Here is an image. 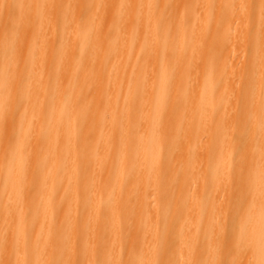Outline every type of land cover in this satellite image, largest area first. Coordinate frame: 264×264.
<instances>
[{
  "label": "bare ground",
  "instance_id": "obj_1",
  "mask_svg": "<svg viewBox=\"0 0 264 264\" xmlns=\"http://www.w3.org/2000/svg\"><path fill=\"white\" fill-rule=\"evenodd\" d=\"M0 264H264V0H0Z\"/></svg>",
  "mask_w": 264,
  "mask_h": 264
},
{
  "label": "rangeland",
  "instance_id": "obj_2",
  "mask_svg": "<svg viewBox=\"0 0 264 264\" xmlns=\"http://www.w3.org/2000/svg\"><path fill=\"white\" fill-rule=\"evenodd\" d=\"M217 30L219 32L220 29H217ZM185 94H186V88L185 87L184 88L183 87H178V89H177V96L178 97H180V96L183 97ZM165 97H166V99H169L170 96H169V94H167ZM140 100H141L140 96H136L133 101H134L135 104H137ZM178 103H179V101H178ZM179 105H180V103H179ZM240 108H243V106L240 107ZM184 126H185V124L182 121H179V122L177 121L176 124H175V128L176 129H182V128H184ZM170 137H171V134H170ZM170 137H169V134H168L165 138L162 139L163 140V145H161L162 147L168 148V147L174 146L175 149H178L179 146L183 145V138L181 136L178 137V138L177 137L176 138H170ZM255 141H256V143H258L259 142V138H256ZM237 142H238L239 146H243V144H245L247 142V137L246 136L239 137L238 140H237ZM187 149H188L189 154H194L196 152V150H197V144L196 143L195 144L194 143H189L188 146H187ZM232 157L234 158V161L236 162L237 159H238V153H233ZM174 161H175V158H173L171 160V163H170L169 167L167 169H164L163 170V172H162V175L163 176L161 178V184L162 185L164 183H166V179L168 180L169 176L174 171V167H173ZM250 166L251 165L245 166L246 172H249V169H247V168H250V171L251 172L253 171V168L254 167L251 168ZM128 179L129 178H127L126 181ZM125 185H126V182H125ZM126 187L127 186H124L123 189H127ZM175 194L176 195L178 194V189H175ZM173 203L176 204L177 209L179 211H183V210L187 209V206H188L187 205V202L182 201V200L179 201V202H173ZM173 212H174V209H171L170 208V211L168 210L167 215L168 216L169 215H172V214H174ZM159 224H160V226H162L161 223H159ZM124 225L125 224L123 222H121V229L122 230L125 228ZM107 226H110V229L114 227V225H111V224H109ZM108 229H109V227H108ZM181 230H182V227L175 226L174 229H173V235L171 234V236H166L165 235V232H163V235H162V237L159 240V241H161L160 254H158V256L160 258V261L159 262L162 261L163 257H165L167 255L169 256V252H171L172 250H175L176 249L177 240L174 237V234L175 233L178 234L179 231H181ZM162 231H165V227L162 229Z\"/></svg>",
  "mask_w": 264,
  "mask_h": 264
}]
</instances>
